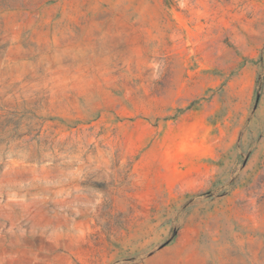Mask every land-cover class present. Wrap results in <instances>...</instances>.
<instances>
[{
    "label": "rangeland",
    "instance_id": "obj_1",
    "mask_svg": "<svg viewBox=\"0 0 264 264\" xmlns=\"http://www.w3.org/2000/svg\"><path fill=\"white\" fill-rule=\"evenodd\" d=\"M0 264H264V0H0Z\"/></svg>",
    "mask_w": 264,
    "mask_h": 264
}]
</instances>
